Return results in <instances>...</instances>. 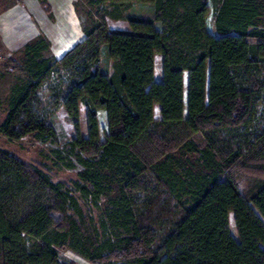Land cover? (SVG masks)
Wrapping results in <instances>:
<instances>
[{
	"label": "trees",
	"instance_id": "16d2710c",
	"mask_svg": "<svg viewBox=\"0 0 264 264\" xmlns=\"http://www.w3.org/2000/svg\"><path fill=\"white\" fill-rule=\"evenodd\" d=\"M133 2L152 3L153 17L127 16ZM97 3V22L60 59L41 34L4 63L18 82L0 134L53 140L62 107L81 170L54 181L0 147V264H70L56 247L89 264H264V0H212L215 34L207 0Z\"/></svg>",
	"mask_w": 264,
	"mask_h": 264
},
{
	"label": "rangeland",
	"instance_id": "374dc122",
	"mask_svg": "<svg viewBox=\"0 0 264 264\" xmlns=\"http://www.w3.org/2000/svg\"><path fill=\"white\" fill-rule=\"evenodd\" d=\"M18 2L23 5H27L31 7L29 1L26 0H2L0 3V8H5L9 6L11 3ZM208 2V12L206 16V24L205 29L207 32L215 34L214 32V22L212 19V15L214 13L212 0H207ZM153 4L152 3H138L133 2L130 9H128L125 14L127 16H136L144 18L153 17ZM74 9L78 16L81 27L90 28L92 27L98 20V16L100 13L101 5L97 3V0H75L74 1ZM48 16V19H53L50 13L45 12ZM106 24L109 29H121L127 30L129 29L128 23L125 20H106ZM260 25L264 26V13L260 16ZM159 26V25H156ZM42 33H39L41 35ZM45 36V34H43ZM55 35V34H53ZM46 37V36H45ZM52 34H50V38ZM47 38V37H46ZM53 38V37H52ZM30 41V40H29ZM48 43L49 40L47 39ZM19 48L15 49L12 52H5L0 43V123L5 115V107L6 101L10 94V90L14 84L18 82V75L15 72L6 70L4 68V63L9 59L13 58L17 62L20 59ZM48 56L51 55L50 49L47 53ZM52 56V55H51ZM162 55L157 54L154 59V78L155 80L161 79V61ZM111 64V62H110ZM187 75H184V92H185V100H186V90H187ZM45 91L43 90V93ZM45 97H48L46 94ZM259 116L264 117V102L260 103ZM159 105L156 104L154 108V117L159 118L158 112ZM50 122L53 125L56 135L53 140H48L45 142L37 140L33 135H26L17 140H11L6 138L5 136L0 134V147L8 150L13 153L24 162L28 164H45V166L49 169L52 179L54 181H63L66 183H70V181L75 180L77 178L78 171L81 170V166L77 163L74 156L70 155L67 152V143L71 140L74 135L73 125L69 122L66 117V113L62 107H59L54 111L53 115L50 117ZM99 126L102 132H106L107 130V122L104 116V113H101L99 118ZM80 131L81 136L87 135V127H86V113L85 108L80 106ZM102 139V137H101ZM195 139L198 143L204 142V137L201 134H196ZM72 166L69 167L68 165ZM241 179L240 184H245L247 178L245 176H240ZM229 222L228 228L231 234L237 238L236 229L234 228L233 216L232 212L228 214ZM59 260L64 263L70 264H89L88 260H86L81 255L77 254L73 250L68 247H56Z\"/></svg>",
	"mask_w": 264,
	"mask_h": 264
},
{
	"label": "crops",
	"instance_id": "0c3cea01",
	"mask_svg": "<svg viewBox=\"0 0 264 264\" xmlns=\"http://www.w3.org/2000/svg\"><path fill=\"white\" fill-rule=\"evenodd\" d=\"M26 1L31 7L15 2L0 8V43L8 54L42 33L49 40L51 55L60 59L84 39L75 0H47L53 19H48L38 0Z\"/></svg>",
	"mask_w": 264,
	"mask_h": 264
}]
</instances>
